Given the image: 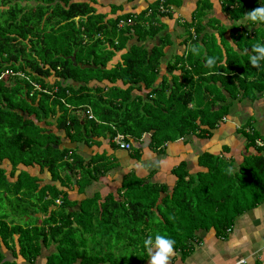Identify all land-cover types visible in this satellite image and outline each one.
<instances>
[{"label":"trees","instance_id":"trees-1","mask_svg":"<svg viewBox=\"0 0 264 264\" xmlns=\"http://www.w3.org/2000/svg\"><path fill=\"white\" fill-rule=\"evenodd\" d=\"M32 1L36 4H32ZM58 1L60 0H0V77L6 70L12 71L0 79V174L7 182L0 183V196L8 192L9 179L21 164L47 167L54 179L58 180L62 179L61 171L64 170L70 182L76 179L83 184L82 190L97 179L99 171H91L90 164L87 165L74 149L59 147L63 133L72 141H83L89 131L101 136L109 130L113 137L116 130L133 136L152 130L159 135L167 129V134L160 135L157 141L162 143L167 139L184 136L190 128L196 129L199 135L208 136L214 132L225 115L216 116L218 108L213 109L221 96L198 108L189 107V95L193 94L196 86L192 74L186 72L193 88L187 87L189 89L183 92L174 84L168 94L166 88L171 84L166 79L154 87L164 45L148 48L134 44L117 64V72H113V68H106L116 52L126 48L131 36L137 35L140 40H146L159 33L161 27L153 26L158 20L156 10L151 13L126 12L107 18L106 13L96 10V0H61L63 6ZM160 1L162 0H158ZM261 5H264V0H223L224 14L230 20L241 21L231 29L234 40L242 37L243 31H247L246 22L242 23L245 13ZM152 7L158 8V3ZM211 7L210 0H199L196 10L200 16ZM122 19L130 22L120 28L119 22ZM77 21L80 28L75 27ZM256 25L259 26L254 32L260 38L259 31L264 33V23ZM222 31L225 33L226 28ZM224 39L225 37L223 41ZM209 40L207 47L216 42L215 39ZM116 41L118 43L115 44ZM260 41L264 43L261 39ZM236 45L242 52L245 49L252 52L250 41L244 42L242 47L238 43ZM193 46L199 48L200 44L194 40L191 49ZM216 48L210 51L219 54L221 61L224 52ZM191 49L190 61L193 63L191 57L194 53ZM74 52L77 61L93 62L100 67L82 69L75 65L70 58ZM80 54L82 57L78 59ZM234 55L236 54H227L226 64H217L214 68L215 71L225 72L221 80L230 97L232 95L226 82L228 76H235L240 82L241 90L247 94L249 86L240 74L243 67L257 71L254 81L255 78H264V70L258 73L259 68L264 69V61H261L260 67L255 68L249 62L248 54H240V57L236 55L233 59ZM84 56L88 57V61ZM206 58L203 60L201 57L192 66L198 68L202 62V66L208 68ZM239 58L243 60L239 61ZM214 75L212 74V78ZM206 77L201 76L200 81H205ZM95 78L108 79L112 85L89 86L88 83ZM120 80L123 81V86L117 84ZM72 81L79 82V86L73 85ZM33 82L40 83L48 92L34 90ZM142 84L146 88H152L150 94L153 98L149 97L150 94L146 99L141 95L134 96L135 87ZM260 86L255 82L250 88L257 89ZM200 89L196 91L197 95L203 91ZM224 96L223 94V101ZM88 105L92 107L97 119H89L87 116L82 123L71 111H76L79 106L85 109L84 106ZM206 108L213 113V118H206ZM228 108L227 104L226 109ZM197 118L201 119L200 123ZM55 123L57 131L50 128ZM253 133L257 135L258 132L253 130ZM263 146H256L259 152L264 150ZM204 155L206 160L201 162L208 166V170L190 174L185 168L186 164H182L177 184L170 192L168 187L162 185L128 180L124 184L125 193L135 195L128 196V200L123 203L116 200L104 203L102 208H98L97 212L101 216L95 221L93 217L89 218L92 215L89 205L81 206L83 212L70 210L74 201L69 198L66 190L51 184L38 189L35 184L36 187L33 188L39 191L35 196H26L29 198V208L21 209L22 213L31 216L34 211H43L47 217L41 225L36 226H23L19 223L10 225L5 219H0V235L6 241H11L13 235L18 234L22 241L21 252L26 256H37L41 244L56 245V252L48 258L51 264H73L78 257L82 258L84 264L107 261H112V264H138L146 259L147 254L143 256L142 253L140 256L115 260L110 254L113 251H109L107 256L89 254L87 246H84L86 239L89 236H99L101 232H104L102 235H110L113 230L116 232L126 229L127 237L140 233L145 239L156 234L166 235L175 240V249L181 251L189 247L190 241H198V232L203 229L213 228L217 235L225 237L237 214L244 209V203L251 202L245 198L264 199V154L256 155L251 160L245 158L240 169L236 172L233 170L232 174L227 172L229 166L223 159L219 161L212 154ZM5 160L13 164V170L9 174L2 166ZM246 164L255 169L253 174L256 175L251 182H245L249 175ZM23 172L25 171L20 173L16 182L21 183ZM21 189L22 187L16 188L17 194ZM162 194L165 196L159 202ZM23 198L24 196L21 197ZM126 202L128 208L123 206ZM251 203L254 204V201ZM123 208L125 213L120 216V220L116 213ZM95 228L101 232L96 233ZM78 232L80 234L76 237ZM109 241L106 239V242ZM99 242L94 243L93 251H100L97 250ZM189 249H192L191 246L187 252H190Z\"/></svg>","mask_w":264,"mask_h":264},{"label":"crops","instance_id":"crops-1","mask_svg":"<svg viewBox=\"0 0 264 264\" xmlns=\"http://www.w3.org/2000/svg\"><path fill=\"white\" fill-rule=\"evenodd\" d=\"M210 1L212 7L206 9V12L199 16L196 10L199 0H168V5L173 6L174 10L163 14L156 12L158 20L153 23V26L161 27L159 33L146 40H140L137 35L131 36L126 48L118 50L113 61H122L123 55L129 52L134 44L145 45L148 48L155 45H164V54L157 69L158 79L154 83V87L160 85L166 79L171 84L170 87L166 88L168 94L174 84H177L176 86L180 92L188 90L192 87V82L187 78V72L193 75L196 83L193 94L189 95L190 102L188 106L198 108L203 106L205 102H213L218 96L214 95L211 89L216 86L223 87L221 78H223L222 76L225 72H218L214 68L209 67V69L204 68L201 64L202 62L199 63L200 67L198 68H194L192 65L193 63L197 64L201 57L203 60L208 57L210 51L208 52L206 43L210 42L209 39H214V36L217 37V34L220 37V45H223V37L225 36L238 49L236 45L237 39L234 40L231 37V29L236 27L241 21L230 20L224 14L223 0ZM157 2L158 0H96L93 3L98 12L106 13L107 18H109L126 12L149 11ZM213 17L218 21L215 26L212 25ZM244 21L246 22L247 31L241 30L243 31V37H249L252 41L261 39L264 42V36L257 38L254 32L260 24L253 25L248 23L246 19L242 23ZM145 24L148 26L147 22ZM125 25L119 27L123 28ZM216 26L218 27L216 28ZM223 28H226L225 33L222 31ZM194 40L198 41L200 49L198 54H193V57H191L194 60L192 63L189 52ZM254 43H257V41ZM223 52L224 61L222 59L217 64H226L227 53L226 50H223ZM212 74H215L213 78ZM205 75L207 79L200 81L201 76L204 77ZM93 80H91L93 83L91 87L100 86L98 83H94L95 81ZM103 82L106 83L105 86L112 85L108 80ZM71 83L76 87L79 86V82L72 81ZM118 84L123 86L121 80ZM137 87L134 89V96L141 95L146 99L152 93V88H146L144 84ZM199 88L208 93L207 97L204 96L203 91L197 95L196 91ZM223 90L226 93V95L223 93L225 95L224 101L222 94L220 101L215 102L213 109L219 106H227L229 101L231 102V107L228 113H225L214 132L208 136L199 135L196 129L190 128L186 136L167 139L162 143L158 142V144L159 136L166 135L167 129L161 131L159 135H156L154 130H152L151 132L133 136L116 130L113 137L123 134L126 141L130 144V147L125 149L117 146L112 141L113 137H111L109 130L101 136H96L89 131L83 141H72L71 138L66 136V133L61 134L62 142L59 146L60 148L74 149L87 165L90 164L89 169L91 171L93 169L99 171L98 178L87 184L83 190L81 189L83 184L76 179L70 182L63 171H61V180L54 179L50 170L40 165L26 166L21 164L18 168L19 171L17 173L14 172L10 180L17 181L20 173L26 171L29 176H32L37 181L38 189L51 184L66 190L69 198L74 201V206L70 210L82 211L81 206L89 205V199L92 198H98V208H102V205L106 202L116 200L123 203L124 200L127 201L124 184L128 180L136 179L141 184L162 185L168 187V192H170L177 184L178 172L182 164H186L185 168L190 174L208 170V166L201 162V160H206L204 154L218 156L219 161L223 159L236 172L240 169L241 164L249 153L253 154V156L264 154V150L259 152L258 147H256L262 146V143L264 145V88L259 91L258 95L253 94L251 96L247 94L245 96L243 93L241 99L236 100V105L233 104L231 99L226 100L229 92L224 88ZM149 97L153 98L152 94ZM84 107L85 109L83 106H79L76 111L71 112L78 116L82 123L85 122L87 116L89 119H97L91 106ZM88 108L92 117H89L86 112ZM197 121L200 123L201 119L197 118ZM246 123L253 124L251 129L257 131V135L253 131L243 129L244 126H248ZM50 128L57 131L56 123L50 125ZM2 166L6 168L8 174L13 170V164L9 160H5ZM163 196L165 194H162L159 202L162 201L161 198ZM245 199H249L251 202L253 200L254 204L251 202L244 203V209L237 214L225 237L217 235L216 230L213 228L200 230L197 237L198 241H190L188 244L192 248L189 249L190 252H187L189 247H186L184 251L175 249L176 254L172 258V264H264V199L259 200L250 197ZM123 206L128 208L127 202ZM91 208V214L97 216H93V218H99L101 216L99 212L93 207ZM124 208L119 213L115 212L120 220V216L125 213ZM32 217L38 218L36 222L41 225L47 214L43 211H34L32 212ZM28 224L30 222L24 226H28ZM84 246L86 245L84 244ZM38 248L40 253L37 256L23 255L21 252L22 241L19 240L18 234L11 241H6L0 235V264H51L48 258L56 249L52 250V247L45 244H41ZM144 259L138 264H148V255ZM73 264L84 263L82 258L78 257ZM99 264L112 263L104 262Z\"/></svg>","mask_w":264,"mask_h":264},{"label":"rangeland","instance_id":"rangeland-1","mask_svg":"<svg viewBox=\"0 0 264 264\" xmlns=\"http://www.w3.org/2000/svg\"><path fill=\"white\" fill-rule=\"evenodd\" d=\"M58 2L60 3V5L63 6V3L61 2V0L58 1ZM31 3L32 4H36L34 1H32ZM23 4H26V3H23ZM55 4H56V2L53 3L52 5L54 6ZM142 17H144V16H142ZM215 23L218 24V21L213 17L212 25L215 26ZM77 24L80 25L79 21L76 22L75 27L76 28L77 27L80 28V26H77ZM81 25H83V24H81ZM217 27L218 26H216V28ZM259 33H260V36H264V33H261L260 31H259ZM214 39L216 40V42H214L213 44H210L208 46V49H207L208 52L210 50L212 51V49H217L216 47H218L219 49L222 50V52H223V50H226L227 54H236V55H239V57H240V54L241 55L248 54L249 57L253 54L251 51L248 52V49H245L244 52L240 51L233 44H231V42L226 37H225V39L223 41V45H221V46L217 45L219 43H217L216 36H214ZM239 39H240V37L237 39V43L240 44L241 47L243 46L244 42H247V41L251 42L252 41V39H250L249 37L248 38L247 37L244 38L243 36H242L241 40H239ZM256 41H257V43H262L260 40H253L252 41V45L257 44V43H254ZM164 49H165V47H163V50ZM198 50H199V48H198ZM211 51H210V54L208 55V57H216L217 58V63H218V61L221 59L219 54H216L215 52H211ZM236 55L232 56L233 59H235ZM73 56L76 57V52H74L72 55H70V58H72V60L74 61L75 65L77 64L82 69L100 67L99 65L95 66L93 64V62H91V63H87V62L86 63H82L81 61H77L76 59H73ZM81 57L82 56L80 54L78 56V59H81ZM84 58L86 59V61H88V57L84 56ZM240 60H243V58H241V59L239 58V61ZM111 61H113V59ZM111 61L107 63L106 68L109 69V70H111L113 68L112 71L113 72H117L118 68H116V66L121 61H118V62H111ZM223 61H224V59H223ZM86 64H90V65H86ZM261 70H264L263 67L259 68L258 73H261L262 72ZM10 73H11V71H10ZM256 73H257V71H254L252 69H248L247 67H243L242 72L240 73L241 77L243 79L244 78L246 79V84H248V86H249V89L247 90L246 93L251 95V96H253V94L258 95L259 91H261V89H263V86H264V79L256 80L257 78H255V81H254V74H256ZM227 79H228L226 81L227 82V86H228V89L230 90L231 95H232L233 98L230 97L229 94H228L226 100L228 101V100L231 99L233 104L236 105L237 104L236 100H238V99L240 100L241 99V95L244 92H243V90H241V87L239 86L240 82L238 81V79H236L235 76H230V77L228 76ZM95 80H98V81L102 82L105 79L104 80H99V79L95 78ZM118 82H117V84H118ZM255 82H257L261 86L258 87L257 89L250 88V87H252V85L255 84ZM106 86H111V85H106ZM211 91H212V93L214 95H217L218 97L222 96V94L225 93L222 86H216L214 89H211ZM203 93H204V96L207 97L208 93L206 91H203ZM247 94H245V96ZM225 95H226V93H225ZM251 99H252V97H251ZM206 100H207V98H206ZM216 102H218V100H216ZM206 103L207 102H205V104ZM230 105H231V102L229 101V103H228L229 108L228 109H226V106H219L218 107V111L216 113V116L228 113V111L230 110V107H231ZM194 108H196V107H194ZM205 112H206V118H213V113L210 111L209 108H206ZM246 124H248V123H246ZM251 127H253L252 123L248 124V126H244L243 129H248V131H253L251 129ZM188 133L189 132H187L184 136H186ZM251 159H254V156H253V154L249 153L247 155V160H251ZM246 166L248 168L249 175L245 179V182H251V179L253 177H255V175H256V174L255 175L253 174V170H255V169L253 168V166H250L248 164H246ZM62 169H63V167H62ZM18 171L19 170L16 169L15 173H17ZM62 171L64 172V170H62ZM21 179H22L21 183H18L16 181H12V180L9 179V184L7 185L8 192H6V194H3V196L0 197V219H5L8 222V224H10V225H12L13 223H19V224L24 226V225H26L29 222H30L31 226L39 225V222L38 223L36 222V221H38V218L35 219V218L32 217V215L28 216L27 214H23L22 213L23 209L25 210V208H29V198H27L26 196H35V194L38 193L39 190L38 189H36V190L34 189L36 187L35 184L38 186V183H37V181L34 178L29 177L28 176V172H26V171L23 172V174L21 175ZM133 181H136V179H134ZM0 183L1 184L7 183L6 181H4L2 179L1 174H0ZM17 187H22L21 191L18 194H17V190H16ZM29 188H32V189L29 191ZM125 194L127 195V198H128V196L133 197L132 195H135L134 193H129V194L125 193ZM22 196H24L23 199H21ZM57 202H60V200H58ZM89 206H91L94 209L98 210V206H99L98 198L90 199L89 200ZM93 216L97 217L95 215H91L90 218L93 217ZM29 217H30V221H29ZM94 221H95V219H94ZM87 224H88V222H87ZM91 231L92 232L97 231L96 233L101 232L98 228H95L94 231L93 230H91ZM114 232H115L114 230L111 231L110 235H102L104 232H101L99 234V236H95V237L89 236L86 239L87 242L85 244L87 246V248H88L89 254H91L93 256L94 255H99V256H105L106 255L107 256L108 253H110L109 251H113V253H110V254H112L114 256V258H113L114 260L117 259V258L120 259L121 257H132V256L134 257V256H137V255L140 256L141 253L143 254V256H144V254H146L145 253V249L143 248V241L145 239L144 235H141L140 233H136V234L130 235V237L129 236L127 237V235L125 233V232H127L126 229H122V231L118 230L115 233ZM79 234H80V232H78L76 237L79 236ZM121 234H123V235H121ZM16 237H17V235L14 234L13 238H16ZM106 239H109L110 241L106 242ZM95 242H99V243H97L98 244L97 245V250L100 249L99 252L92 250L93 245H94ZM49 247H52V250L53 249L57 250V246L56 245H50ZM56 250H55V252H56ZM107 262H112V261H107ZM124 263L125 264H131V262H124Z\"/></svg>","mask_w":264,"mask_h":264},{"label":"clouds","instance_id":"clouds-1","mask_svg":"<svg viewBox=\"0 0 264 264\" xmlns=\"http://www.w3.org/2000/svg\"><path fill=\"white\" fill-rule=\"evenodd\" d=\"M245 19L251 24L264 23V5L256 7L245 13ZM217 43H220L219 34H217ZM191 51L198 54V47L193 46ZM253 55L250 56L249 62L255 68L260 67L261 61H264V43H257L252 46ZM206 66L215 68L217 64L216 57H207ZM229 174H232L233 168L227 169ZM175 240L166 235L156 234L148 236L143 241V248L148 255V264H172V258L175 256Z\"/></svg>","mask_w":264,"mask_h":264},{"label":"built area","instance_id":"built-area-1","mask_svg":"<svg viewBox=\"0 0 264 264\" xmlns=\"http://www.w3.org/2000/svg\"><path fill=\"white\" fill-rule=\"evenodd\" d=\"M128 22H130V20H124V19H122V20H120V22H119V26L122 27V26H124L125 24H127ZM9 73H10V70H6V71L3 73V75L0 77V79H1L4 75L9 74ZM11 73H12V71H11ZM33 84H34V90H40V91L48 92V90H47L46 88H44L40 83L33 82ZM86 112H87V114L89 115V117H92V115L90 114V109H89V108L86 110ZM124 138H125V136H124L123 134H118V135L115 137V141H116L118 144H120L121 147H123V148H129V147H130V144L127 143V142L125 141ZM262 146H263V143H262Z\"/></svg>","mask_w":264,"mask_h":264},{"label":"bare ground","instance_id":"bare-ground-1","mask_svg":"<svg viewBox=\"0 0 264 264\" xmlns=\"http://www.w3.org/2000/svg\"><path fill=\"white\" fill-rule=\"evenodd\" d=\"M166 2H167V3H166ZM157 3H158V8L152 7V8L149 9V11H146V12L151 13L152 11L156 10L157 13L163 14V13H168V12L171 11V10H174V9H173V6L168 5V0H162V1L157 2ZM124 136H125V135H124ZM115 137H116V136H115ZM115 137H113V140H112V141H113L117 146L121 147L120 144H118V143L115 141ZM124 139H125V141H126V138H124ZM126 142H127V141H126ZM127 143H128V142H127ZM121 148H123V147H121ZM125 149H128V148H125Z\"/></svg>","mask_w":264,"mask_h":264},{"label":"water","instance_id":"water-1","mask_svg":"<svg viewBox=\"0 0 264 264\" xmlns=\"http://www.w3.org/2000/svg\"><path fill=\"white\" fill-rule=\"evenodd\" d=\"M73 59H76V57L75 56H73ZM112 62H117V61H112ZM111 64V63H110ZM93 81H95L94 83H98L100 86H105V83L102 81V82H100V81H98V80H93ZM92 81L91 82H89V86H92Z\"/></svg>","mask_w":264,"mask_h":264}]
</instances>
